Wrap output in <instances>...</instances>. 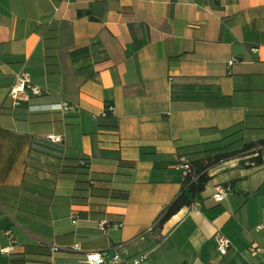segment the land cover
<instances>
[{"label": "crops", "instance_id": "1", "mask_svg": "<svg viewBox=\"0 0 264 264\" xmlns=\"http://www.w3.org/2000/svg\"><path fill=\"white\" fill-rule=\"evenodd\" d=\"M21 73L44 94L16 104ZM63 100L76 110L48 108ZM234 127L264 139V0H0V264L112 249L125 263L264 264V148L260 166L209 167L196 202L158 223L183 189L178 157H208ZM218 186L232 189L221 203ZM104 219L124 226L102 232Z\"/></svg>", "mask_w": 264, "mask_h": 264}, {"label": "trees", "instance_id": "2", "mask_svg": "<svg viewBox=\"0 0 264 264\" xmlns=\"http://www.w3.org/2000/svg\"><path fill=\"white\" fill-rule=\"evenodd\" d=\"M82 12H79L81 14ZM109 115L108 117H110ZM205 148L201 153L210 154L206 158L192 159V174L183 181V189L181 194L168 206L162 214L159 224L162 225L172 216L177 214L181 209L192 206L198 197L206 188L210 177L207 173L209 167L226 159L232 158L239 154L249 157L243 161L245 166H260L263 162L262 149L264 148V139L259 141H245L243 137V129L234 127L226 131L224 138L221 141L212 142L202 145ZM47 147L37 150L41 155H49ZM192 153L190 155H193ZM189 156V154H188ZM62 160V159H61ZM76 165L72 166L79 170V175L86 176L90 169V159L81 157L75 160ZM64 165L60 164V172ZM80 183L87 184V188H78V191L92 190L95 185L94 180H81Z\"/></svg>", "mask_w": 264, "mask_h": 264}, {"label": "built area", "instance_id": "3", "mask_svg": "<svg viewBox=\"0 0 264 264\" xmlns=\"http://www.w3.org/2000/svg\"><path fill=\"white\" fill-rule=\"evenodd\" d=\"M44 91L35 86L30 76L27 73H21L17 76V80L15 85L9 90L8 96L13 99L16 104L19 103L20 99L24 95H32V96H40L43 95ZM50 110L56 108L57 110L68 113L76 110V106L68 101H60L56 105L48 106ZM113 107L109 106L102 111L100 114V118H107L109 115L113 113ZM46 141L56 145H63L64 138L61 136H49L46 138ZM176 168L180 171L183 181L192 174V166L191 160L189 157L185 155H180L176 161ZM231 187L227 186H218L216 188V193L214 195V199L216 202H223L226 197L231 192ZM124 226L123 223L120 222H111L108 220H101L97 222V228L102 232H108L111 229H121ZM11 245L5 248L2 252L4 254H10L14 251V248L17 246V239L14 234L8 233ZM217 241V250L220 255L225 256L230 247L232 246L231 240L223 235L222 233H218L216 235ZM52 250L54 252L58 251L56 246H53ZM76 250H80L78 246H76ZM84 264H140L141 261H136L134 263H125L121 257V254L118 250H108V251H93L87 252L84 258Z\"/></svg>", "mask_w": 264, "mask_h": 264}, {"label": "rangeland", "instance_id": "4", "mask_svg": "<svg viewBox=\"0 0 264 264\" xmlns=\"http://www.w3.org/2000/svg\"><path fill=\"white\" fill-rule=\"evenodd\" d=\"M48 149H46L48 152H50L51 151V149L49 148V147H47ZM40 176H42V175H40Z\"/></svg>", "mask_w": 264, "mask_h": 264}]
</instances>
